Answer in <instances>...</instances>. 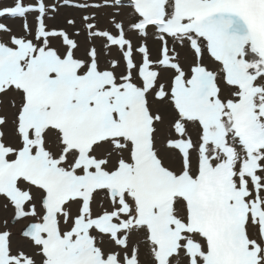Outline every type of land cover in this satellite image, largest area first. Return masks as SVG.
Wrapping results in <instances>:
<instances>
[{
	"label": "snow or ice",
	"instance_id": "6c2138e0",
	"mask_svg": "<svg viewBox=\"0 0 264 264\" xmlns=\"http://www.w3.org/2000/svg\"><path fill=\"white\" fill-rule=\"evenodd\" d=\"M0 264H264V0L0 4Z\"/></svg>",
	"mask_w": 264,
	"mask_h": 264
},
{
	"label": "rangeland",
	"instance_id": "374dc122",
	"mask_svg": "<svg viewBox=\"0 0 264 264\" xmlns=\"http://www.w3.org/2000/svg\"><path fill=\"white\" fill-rule=\"evenodd\" d=\"M9 2V0H0V4H7ZM80 13L76 12V11H73L71 9H64L61 11L60 13V16L57 18V21H54V22H51V23H59V22H62L63 18L65 16H75V17H79ZM3 22L5 23H9V24H12V26L14 28H16L17 31H19V26H18V23L16 22H13L11 20H3Z\"/></svg>",
	"mask_w": 264,
	"mask_h": 264
}]
</instances>
